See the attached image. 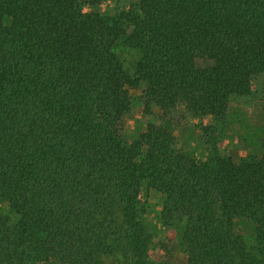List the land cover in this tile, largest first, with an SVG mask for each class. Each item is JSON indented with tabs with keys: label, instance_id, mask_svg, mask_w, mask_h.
<instances>
[{
	"label": "trees",
	"instance_id": "1",
	"mask_svg": "<svg viewBox=\"0 0 264 264\" xmlns=\"http://www.w3.org/2000/svg\"><path fill=\"white\" fill-rule=\"evenodd\" d=\"M101 2L0 0V264H173L153 189L185 264H264V154L220 151L231 101L264 98V0ZM133 89L161 113L127 138ZM187 118L202 156L179 145Z\"/></svg>",
	"mask_w": 264,
	"mask_h": 264
},
{
	"label": "rangeland",
	"instance_id": "2",
	"mask_svg": "<svg viewBox=\"0 0 264 264\" xmlns=\"http://www.w3.org/2000/svg\"><path fill=\"white\" fill-rule=\"evenodd\" d=\"M116 6H117V0H102L101 4H99L95 9L97 11H100L101 13L114 14ZM84 8L86 10L93 9L88 4H84ZM117 50L120 56L124 59L125 63L128 66L131 65L133 61L138 57V52L134 49H128L126 47H118ZM140 93H141L140 90H137V89L132 90L133 97L135 98V104L132 107L131 111L127 114L125 122H124V127H125L124 133L127 138H133L141 131H145L147 129V125L149 122L151 121L159 122L160 121L158 115L161 113V110L159 108H155V114L153 115L144 114L142 103L140 102V100L137 99V97L141 95ZM233 101H236V103H242L243 105H247V107H250L251 109L248 112L253 114L255 118V122L261 119L262 111H264V98H263V92H262L261 86L260 84H258V82H255L254 91L252 95L250 96V98L240 97V98H236ZM185 120L192 123L193 127H197L201 129V127L198 126L197 121L195 119L187 118ZM185 120H183L180 124H182ZM240 121L241 119L237 120L234 123L233 125L234 129L229 128L230 134H228L226 130V136L221 140V144H220L221 153L234 152V153H238L243 156L248 155V154H257L261 156L262 152L257 153L255 151H251L248 147H246V145L236 146V147H231L228 145V141L231 140L229 139V135H233L237 139L239 135V133L237 132V129H239V127L236 128L235 124L239 126V123H241ZM240 129L242 130L244 129L246 131L245 126H243V128H240ZM181 130L183 132V136L186 137V141H202L199 137L195 135V133H193L194 131L193 132L191 131L189 133L186 128H183ZM258 133L259 135L261 134V136H259ZM263 135H264L263 128L262 129L255 128L254 131L252 129L250 133V136L252 137V141H261ZM177 137H178V141H180V136L177 135ZM186 141H185V144H188V142L186 143ZM238 141H241V140L238 139ZM179 145H180V142H179ZM188 147H189V144H188ZM197 147L199 148V146ZM191 149H192V146H191ZM205 153L206 152L204 151H198V154L196 156H202ZM239 159L240 158L238 157V160ZM162 195L163 194L157 190H154V189L151 190L149 202L147 204L146 220H147V223L151 231H153V233L155 234L156 242L163 240V241H167L170 245L174 246L173 264H185L187 261V252H186L185 244L183 243V239H182V232L184 231V224H179V227H175L176 229L168 228L164 226L161 220V214H160L161 207H162V201L164 199V195L163 196ZM6 205L7 204H5V206ZM235 229H236V232L245 236V238L247 239L248 243L251 246H255L258 243L255 237V233L249 227H247V223L244 221V219L242 218L236 219Z\"/></svg>",
	"mask_w": 264,
	"mask_h": 264
},
{
	"label": "crops",
	"instance_id": "3",
	"mask_svg": "<svg viewBox=\"0 0 264 264\" xmlns=\"http://www.w3.org/2000/svg\"><path fill=\"white\" fill-rule=\"evenodd\" d=\"M250 107H247V105H243L242 103H236V101H231L229 105V115H228V121L226 125V130L227 133L230 134V129H234L233 125L234 123L241 119V123H239V126L235 124V127L237 129V132L239 133L237 139L233 135H229V140L228 145L231 147H236V146H242L246 145L251 151L255 152H262L264 153V135L261 139V141H252V137L250 136V133L253 129L255 128H263L264 129V111H262V117L259 121L255 122V118L252 113L248 112L250 111ZM243 126L246 127V131L240 129L243 128ZM186 128L187 131L190 133L191 131L195 133L197 137H199L202 141H186V137L183 136V132L181 129ZM249 129V130H248ZM175 134L180 136V146L184 148V150L190 152L191 154L197 155L198 151H204L208 152L209 151V146L208 144L205 143L204 141V136H203V131L200 128L193 127L192 123L188 122L185 120L182 124H180L176 131ZM259 135V133H258ZM261 136V134L259 135ZM241 140V141H238ZM245 140V141H243ZM188 142V144H185ZM192 146V149H191ZM199 146V148L197 147ZM190 148V149H189ZM163 196V195H162Z\"/></svg>",
	"mask_w": 264,
	"mask_h": 264
}]
</instances>
